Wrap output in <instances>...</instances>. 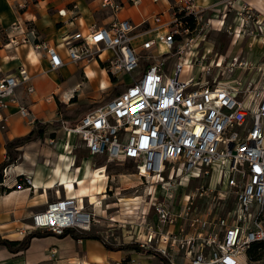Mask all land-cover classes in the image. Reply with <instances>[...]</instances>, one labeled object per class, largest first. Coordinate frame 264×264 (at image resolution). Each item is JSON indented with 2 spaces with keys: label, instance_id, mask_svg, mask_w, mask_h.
Here are the masks:
<instances>
[{
  "label": "built area",
  "instance_id": "built-area-1",
  "mask_svg": "<svg viewBox=\"0 0 264 264\" xmlns=\"http://www.w3.org/2000/svg\"><path fill=\"white\" fill-rule=\"evenodd\" d=\"M99 1L112 18L106 25L82 29L78 12L61 9L63 26L72 29L61 41H38L34 30L27 36L21 22H14L6 46L18 43L13 32L22 35L46 61L41 73L100 61L113 77L129 76L124 91L62 127L79 137L91 157L132 160L140 179L162 181L164 198L152 203L155 222L146 212L136 217L142 231L134 237L139 250L166 264H264V87L211 82L209 73L196 70L198 40L212 24L204 20L207 6L197 0H166V10L139 22L121 13L142 0ZM34 78L25 65L0 77L1 131L8 130L13 109L28 126L39 122L18 96L20 89L35 93ZM167 164L177 166V176L204 181L179 208L171 196L179 185L175 173L163 178ZM27 176L23 181L31 185ZM230 195L232 207L219 213ZM94 216L83 198L65 196L48 203L19 231L48 230L55 236L87 231Z\"/></svg>",
  "mask_w": 264,
  "mask_h": 264
},
{
  "label": "rangeland",
  "instance_id": "rangeland-1",
  "mask_svg": "<svg viewBox=\"0 0 264 264\" xmlns=\"http://www.w3.org/2000/svg\"><path fill=\"white\" fill-rule=\"evenodd\" d=\"M224 2H221L222 10H219L220 13L217 16H213L211 11L216 6H212L214 4L207 6L204 20L211 21L212 24L209 31L203 33L202 39L198 40L199 46L195 54L200 59L198 63L200 67H196V70L199 71L202 68L201 73H209L207 79L211 82L214 80L231 85L240 83L241 86L253 83L257 91H262L264 87V12H260L252 3L245 0ZM61 9L78 12V23L83 18L85 28L89 26L86 25L89 23L105 25L110 20V13L101 10L99 0H0V15L10 16L9 21L0 17V48H4L9 42L6 33L13 31L12 23L14 22H21L27 36L29 31L34 30L39 37L38 41H61L67 30L72 31L69 26L61 29L64 24L58 14ZM20 13L23 16H20ZM13 35L17 36L18 43H12L6 49V53L10 56L7 61L9 66L3 69L5 72H0V77L5 76L6 73H13L15 71L13 67L17 65L16 61L26 62L28 68L31 65L29 63L31 57L35 63L37 62L30 43H24L20 38L22 35L18 32H13ZM2 57L4 56L0 55V59ZM1 62L6 65L5 61ZM189 69L190 67L184 69V76ZM87 70H92L96 78L86 75ZM56 74L54 88L48 89L42 99L43 105L51 104L54 107L53 111L49 112L50 115L44 117V120L50 118L47 120L50 123L59 120L63 112L81 117L88 109L116 97L121 93L119 85L129 80V76L126 75L121 76L120 79L113 77L107 72L105 64L100 61L69 65ZM195 74L199 73L196 71ZM103 81L108 85L106 88H102ZM71 92L74 98L67 100L65 94ZM27 99L31 102L33 97L29 96ZM36 117L37 121H44ZM62 126V123L59 127L50 125L46 128L43 139L36 141V144L29 143L19 148L14 163L16 166L14 164L10 166L16 168L13 173L7 175V168L2 170L0 199H2L1 196H6V186L9 187L13 180L15 187L11 191L30 188L31 194L25 198V202L14 208L0 206V236L9 240H22L33 231H39H27V234L22 235L19 230L31 225L33 215L39 210L42 212L46 209V200L50 203L58 198H64L67 191L63 186H55L47 189L46 194L43 190L34 192L31 190V185L21 181L19 177H23L24 180V175H28L27 178H31V173L44 165L47 159L56 164L58 157L64 153L73 160L72 174L76 179L80 178L79 170L82 169L84 161H89L93 169L104 167L106 170L108 178L98 184V186L104 185L107 190L105 193L107 197L100 199L99 203L102 215L94 216L91 228L87 231L98 233L108 245L114 248L131 243L137 244L134 240L135 232L137 235L142 231L135 225L136 217L146 212L149 222H155L152 203L156 198L159 200L164 198L162 181H156V177L140 179L132 160L109 161L105 157H91L79 137L68 134ZM52 139L54 143L51 142ZM48 165L50 166V162ZM173 172L179 185L171 196L174 206L179 208L185 201V196L204 181L194 180L183 174L177 176L179 171L174 164H167L163 175L164 181L170 180L168 175ZM90 186L89 180L77 183L76 195ZM81 198L86 209L95 213L96 204H90V197ZM129 198L138 199L135 200L136 203L129 200L121 201V199ZM233 201V195L228 196L220 204L219 213L225 214L232 207ZM199 204L200 209L205 211L206 206L203 205L202 200ZM32 205H39V210L32 213L29 210ZM39 232L51 234L31 238L29 246L18 252H11L0 245V264H166L160 257H154L145 250H109L98 240L95 242L75 240L70 234L64 237L55 236L48 230Z\"/></svg>",
  "mask_w": 264,
  "mask_h": 264
},
{
  "label": "crops",
  "instance_id": "crops-1",
  "mask_svg": "<svg viewBox=\"0 0 264 264\" xmlns=\"http://www.w3.org/2000/svg\"><path fill=\"white\" fill-rule=\"evenodd\" d=\"M224 1L225 0H197V3L201 6H209V5L215 4L216 8H212L211 11L213 13V16H217L220 13L219 10H222L221 2H224ZM238 1H242V0H238ZM245 1L252 3L255 6V8L260 10V12H264V0H245ZM166 8H167L166 0H160V2H158V3H153L152 0H142L141 4L138 7H129L128 9L124 10L121 13V16L131 17L135 22H139L144 18V16L149 15L153 12L164 11V10H166ZM20 16H23V15L20 13ZM0 17L6 18V21L10 20V16L8 14H6V16L1 14ZM109 18H110V20L107 21L108 23L112 19L111 16H109ZM83 20L84 19L81 18V20L79 22L80 28L85 29V26H84L85 24H84ZM213 20L214 19H212V21ZM90 24H93V23H89L86 25H90ZM64 27H66V26H62L61 29H63ZM49 42H52V41H49ZM10 46L11 45H8V46L5 45L4 48H0V55L4 56L0 59V72H5L3 69H6L9 66V63L7 61L10 59V56L6 53V49H8ZM33 54H34L35 58L37 59V62L35 63L34 60H32V57L30 55L31 61L29 63H31V65H30V68H28V67L27 68L35 74V78L33 80V84L35 86V93L27 94L24 89H20L18 92V96L24 104H26L30 107V109L33 111V113L36 116H38L40 119L44 120V117H47L48 114L50 115V113L53 111L54 107L51 104L46 105V106L43 105L44 103L42 102L43 101L42 99L45 97L44 94L47 93L48 89L54 88V82H55V78H56L57 74L56 73H41V71L46 68V61L42 60L41 56L39 54H37V52L34 50H33ZM17 59H18V57H17ZM27 60H28V58H27ZM41 60L44 63H42ZM1 61H5L6 65L4 63L2 64ZM16 62H17L18 66L16 65L15 67H13L15 71L17 70V68L20 65H25V66L28 65V64L26 65V62H21V61H16ZM8 70H10V69H8ZM8 74H11V72L6 73L5 75H8ZM29 96L33 97L31 102H29L27 99V97H29ZM10 114H11V116L9 118L8 130L7 131L6 130H2V131L0 130V164L5 160V157H6V148H5L6 143L8 141H11V140L17 138V137L27 135L33 129V127L27 125V123L24 121V119L22 117H20L15 112L14 109L12 110V112ZM47 120H50V118L45 119L42 122L45 123V122H47ZM38 140L32 141L30 143L36 144V141H38ZM28 144H26V145H28ZM48 162H50V166L48 165ZM58 163H59L58 160H57L56 164H53L50 159H47L45 164L41 165L39 168H37L34 172L31 173V175L32 174L34 176L36 175L42 182H47L48 180L53 178V172H52L53 168L52 167L56 166ZM84 163H85V161L83 162V164ZM82 167H83V165H82ZM13 183L15 184L14 180H13ZM40 190H43L45 192L44 194H46L45 188L40 189ZM29 191L30 190L25 188V189L18 190V191H16V190L11 191L8 194L6 193V196H1L2 199H0V204H2V205H0V206L2 208L6 207V208L11 209L12 207L14 208V207L22 204L23 202H25V200H26L25 198L31 194V192H29ZM34 192H36V191H34ZM65 196L70 197L72 195H69L67 193ZM48 203H49V201L46 200V205H48ZM29 210L32 213H35L39 210V205H32L29 208ZM40 211L41 210H39V212ZM86 241H94L95 242L97 240H91L90 239V240H86Z\"/></svg>",
  "mask_w": 264,
  "mask_h": 264
},
{
  "label": "bare ground",
  "instance_id": "bare-ground-1",
  "mask_svg": "<svg viewBox=\"0 0 264 264\" xmlns=\"http://www.w3.org/2000/svg\"><path fill=\"white\" fill-rule=\"evenodd\" d=\"M195 55V54H192ZM190 60V59H189ZM90 78H96L95 73L92 70H87V74ZM102 88H106L108 85L106 82H101ZM74 90V89H73ZM75 93V91H74ZM65 97L69 100L74 98L73 92L66 93ZM70 134V132H68ZM66 143V142H65ZM63 144H61L62 146ZM59 163L56 166H53V178L48 180L47 182H42L36 175L32 174L31 176V190L39 192L40 189L45 188L47 189L54 188L55 186H63L69 195H74V197H90V204H96V212L95 215H102V209L99 205L100 199H104L107 197L106 187L98 186L99 183L103 182V180L107 179L106 170L104 167L99 168H91L90 162L85 161L83 164L82 169H80V178H75L72 174L73 171V160L67 156L66 154L62 153L58 158ZM15 165V164H14ZM16 166V165H15ZM19 166V165H18ZM76 168V167H75ZM15 167H8L6 172L7 175L13 173L15 171ZM17 173V172H16ZM85 180H89L91 186L85 190H83L79 195H76V184L80 182H84ZM9 187H15L14 183H11ZM30 190V188H27ZM76 195V196H75ZM98 196L100 198H98ZM133 197V196H132ZM138 198H129V199H121V201H135ZM131 203V202H130ZM136 203V201L134 202ZM126 204V203H125Z\"/></svg>",
  "mask_w": 264,
  "mask_h": 264
},
{
  "label": "trees",
  "instance_id": "trees-1",
  "mask_svg": "<svg viewBox=\"0 0 264 264\" xmlns=\"http://www.w3.org/2000/svg\"><path fill=\"white\" fill-rule=\"evenodd\" d=\"M125 88H126V86L124 84L119 85V91L122 92L125 90ZM106 102L107 101L88 109L87 111H85V113L89 112L90 110H92V109H94V108H96V107H98V106H100ZM79 118H80L79 115H70L68 113L63 112V113H61V118L59 120L51 122V123L50 122H46V123L37 122L36 125L33 127L32 131L30 133H28L27 135L17 137L11 141H8L5 145L6 158L0 164V182L3 181L2 170L4 168L10 167L11 165H13L15 163V161L17 159L16 152L19 150V148L25 146L26 144H28L32 141H35L38 139H43L44 132H45L46 128H48L50 125L59 127L63 121H73L74 122V121L78 120ZM19 179L21 181H23V177H19ZM11 190H13V188L6 186L7 193L11 192ZM49 234H51V233H41L39 231H33L31 234L27 235L22 240H9V239L2 238L0 236V245L5 246L11 252H18L22 249H26L29 246V242H30L31 238H33V237H45ZM68 234H70L71 237L74 238L75 240H90V239L91 240H98V241L102 242L104 244V246L109 250L139 249V246L135 243L123 245L121 247H116V248L111 247L110 245H108L104 241V238L96 232L82 231L80 233H77L74 230H68V231H65V233L63 235H61V237H64Z\"/></svg>",
  "mask_w": 264,
  "mask_h": 264
}]
</instances>
